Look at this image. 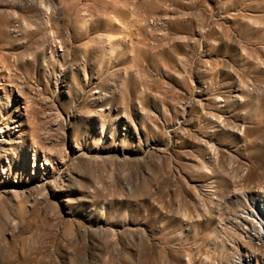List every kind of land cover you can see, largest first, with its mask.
<instances>
[{"label": "rangeland", "instance_id": "1", "mask_svg": "<svg viewBox=\"0 0 264 264\" xmlns=\"http://www.w3.org/2000/svg\"><path fill=\"white\" fill-rule=\"evenodd\" d=\"M262 209L264 0H0V264H264Z\"/></svg>", "mask_w": 264, "mask_h": 264}, {"label": "bare ground", "instance_id": "2", "mask_svg": "<svg viewBox=\"0 0 264 264\" xmlns=\"http://www.w3.org/2000/svg\"><path fill=\"white\" fill-rule=\"evenodd\" d=\"M255 214V213H254ZM257 216V215H256ZM258 217V216H257ZM259 218H260V220L262 221V222H264V209H262L261 210V213H259ZM258 233H259V236L260 237H262V233H261V231H258Z\"/></svg>", "mask_w": 264, "mask_h": 264}]
</instances>
